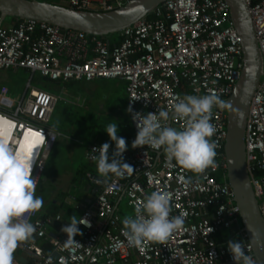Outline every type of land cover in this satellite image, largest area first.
Listing matches in <instances>:
<instances>
[{"label": "built area", "instance_id": "2783aa9c", "mask_svg": "<svg viewBox=\"0 0 264 264\" xmlns=\"http://www.w3.org/2000/svg\"><path fill=\"white\" fill-rule=\"evenodd\" d=\"M128 1L66 0L65 6L110 11ZM246 1L261 65L246 117L245 160L264 220V0ZM117 36V41L111 43L104 36L61 29L34 19L1 24L0 70L22 68L51 81L119 78L125 82L127 109L131 107L133 112L146 115L160 109L170 110L185 95L215 94L224 101L242 67L240 37L224 0H165L145 17L117 32ZM6 93L7 88L1 87V101L7 98ZM56 100L55 94L28 82L12 106L0 103V128L4 127L0 130V141L16 151L27 134L24 154L34 153V177H38L57 136L47 126ZM129 117L132 133L126 140L132 145L138 129L131 113ZM167 123L178 129L183 124L171 120ZM211 123L216 128L211 137L217 145L214 168L197 177L175 166V161L173 166H166L162 149L147 146L127 149L123 160L134 172L124 177L111 175L97 182L93 200L79 215L91 223V227L78 225L82 235L74 239L80 245L62 248L60 244L67 240L62 233L51 241V250L44 252L36 239L45 236V224L59 221L60 216L41 218L37 211L26 214L25 218L37 231L31 240L21 243L22 248L33 254L35 264H61V259L65 264H235L227 243L236 239L243 242L246 253L254 258L226 180L224 106L213 108ZM99 146L89 144L85 158L93 161L92 157L98 153L91 150ZM114 150L115 145H110L109 153ZM188 178L191 183L186 184ZM153 191L169 193L171 215H182L184 225L163 244L130 246L123 235L125 217L115 209V200L124 194L132 209L130 215L134 216L135 208ZM219 232L230 236L218 243L214 236Z\"/></svg>", "mask_w": 264, "mask_h": 264}, {"label": "clouds", "instance_id": "9594fccd", "mask_svg": "<svg viewBox=\"0 0 264 264\" xmlns=\"http://www.w3.org/2000/svg\"><path fill=\"white\" fill-rule=\"evenodd\" d=\"M224 103L217 95L206 94L185 95L170 110L160 109L146 115L133 112L129 107L126 111L132 114V120L138 129L131 147L162 149L166 166H173L175 161V166L199 177L207 169L215 167L217 145L211 140L216 132L214 124L211 123L212 110ZM170 120L182 121L183 124L178 129L168 125ZM105 131L115 143V150L111 158L108 154L110 144L107 142L91 150L98 153L92 159L96 163L99 176L107 178L112 174L124 177L126 173H133V167L123 160V153L127 151L128 145L125 138L117 135V123L109 122ZM34 164V156L14 151L0 141V264H13V253L19 244L31 240L37 231L36 226L25 218L26 214L39 211L44 204L43 198L35 194L38 177L33 176ZM185 183H191V178L186 179ZM171 211L168 192L153 191L146 195L140 206L135 208L134 216H126L122 221L123 235L129 245L140 248L148 243H165L184 225V217L172 216ZM79 224L91 227L87 218L73 215L69 224L61 228V232L67 235V240L60 244L62 248L69 249L80 245L74 239L76 235H82ZM247 227L251 234L249 247L264 243L258 230H253L249 225ZM227 248L235 264H257L246 253L242 241L229 240ZM61 264H65L63 259Z\"/></svg>", "mask_w": 264, "mask_h": 264}, {"label": "water", "instance_id": "95a60500", "mask_svg": "<svg viewBox=\"0 0 264 264\" xmlns=\"http://www.w3.org/2000/svg\"><path fill=\"white\" fill-rule=\"evenodd\" d=\"M165 0H129L110 11H85L39 0H0V25L6 17L34 19L61 29L83 31L93 35H109L145 17ZM231 22L240 37L242 67L230 95L224 100L226 136L224 156L226 180L231 186L242 229L250 242L247 225L261 233L264 241V220L247 171L244 131L250 99L258 85L260 56L253 22L246 0H224ZM94 178H99L94 176ZM101 180V179H99ZM96 187L94 191H96ZM243 218H242V217ZM257 264H264V243L252 245Z\"/></svg>", "mask_w": 264, "mask_h": 264}, {"label": "crops", "instance_id": "0c3cea01", "mask_svg": "<svg viewBox=\"0 0 264 264\" xmlns=\"http://www.w3.org/2000/svg\"><path fill=\"white\" fill-rule=\"evenodd\" d=\"M43 1L59 5H65L66 3V0ZM11 24H13L12 21L4 25ZM97 79L118 80L119 82H121L118 84L115 82V84H117V86L121 88V97L112 99L111 102L109 101L110 104L108 107L105 106L103 97L92 98L91 96V93L95 87L94 81ZM55 86L58 91L56 94L58 98L55 102L49 121L47 122V126L56 131L57 136L44 159L42 168L38 174V181L40 174L43 171L44 164L50 157L55 146L58 147L59 141L63 143V149L67 152V158H71V153L75 151V147H78L80 151V157L86 159L85 152L88 148V145L91 143H98L102 145L107 142L110 145H115V143L110 140L108 134L105 131L106 126L109 122L117 123L118 136L123 133V129L125 128L127 129V132H129V134L132 133L129 113L126 111L127 104L125 82L122 79L96 78L91 81L60 80L59 83L55 82ZM59 100L62 101V103H60ZM124 120H126V122H124ZM121 123H124L123 127ZM26 141L27 134H25L20 140L18 148L16 150L17 152H25V149L27 147L25 144ZM127 145V149L132 148L129 142H127ZM108 154L111 158L112 154ZM86 160L90 164L87 166L88 180L86 181V183H84L82 186H79L72 181V178L69 181V185L72 188H75V190H77L78 192L72 193L68 191L65 195L60 196L59 198L54 195H50L44 200L45 208L39 210V216L41 218L50 217L52 219L55 215L60 216L59 221L52 220L51 222L45 224V236L36 239L37 244L40 245L43 249L47 243L52 246L51 241L55 237H58L63 233L61 232V228L69 224L70 217L76 215L78 218L83 210V207L87 206L93 200L97 191V189L96 191H94V188H98L97 182L108 178L99 176L94 160ZM70 167H72V165L69 166V168ZM111 175L112 174H109V176ZM94 176H97L99 178H94ZM122 204L127 205L124 194H122L118 199L115 200V209L120 212L121 216L126 217L130 214H122ZM13 257V264H35V257L30 251L23 249L21 243L13 253Z\"/></svg>", "mask_w": 264, "mask_h": 264}, {"label": "rangeland", "instance_id": "374dc122", "mask_svg": "<svg viewBox=\"0 0 264 264\" xmlns=\"http://www.w3.org/2000/svg\"><path fill=\"white\" fill-rule=\"evenodd\" d=\"M9 22L10 19L6 18L3 24H7ZM28 82L35 88L47 90L51 93H54L55 95L58 92L55 82L41 76L38 72L31 73L21 68L1 69L0 88H7L6 97L9 99L5 98L2 101L0 100V103L2 102V104L4 103L8 106H12V103H15V101L20 98ZM115 82L117 84L121 83L118 80H95V87L91 93L92 98L103 97L104 104L106 107H108L112 99L119 98L122 94L121 88L118 87ZM60 103H62V101H60ZM56 147L57 146H55L50 157L43 166V171L40 174L36 188V196L42 197L43 201L50 195H54L59 198L60 196L65 195L68 191L77 193L78 191L69 185V181L74 177L77 168H79L81 165L85 167L90 165L86 159L80 157V151L78 147H75V151L71 153V158H67V152L63 149V143L61 141H59L58 147ZM71 165L72 167L69 168ZM76 181L78 182V179H76ZM122 205L123 215L132 213L131 207L127 206L126 204ZM44 208L45 206L43 204L41 209Z\"/></svg>", "mask_w": 264, "mask_h": 264}, {"label": "trees", "instance_id": "16d2710c", "mask_svg": "<svg viewBox=\"0 0 264 264\" xmlns=\"http://www.w3.org/2000/svg\"><path fill=\"white\" fill-rule=\"evenodd\" d=\"M150 16V15H149ZM6 18H9L10 21L13 22V24H15L18 20H20V18H16V17H6ZM116 35V36H115ZM98 36H101V35H98ZM104 37H107L109 39V41L111 43H114L117 41L118 39V36H117V33H112V34H109V35H105ZM101 79H105V78H101ZM51 81V80H50ZM53 82H57L59 83L60 82V79L59 80H55ZM124 122H126V120H124ZM123 124L124 123H121L122 127H123ZM129 135V132H127V129H123V133H121L120 136H122L123 138L127 139V136ZM87 171H88V167H85L83 165H81L79 168H77V170L75 171V175H74V179L72 178V181L79 185V186H82L84 183H86V181L88 180V177H87ZM76 179H78V182L76 181ZM75 180V181H74ZM230 234L229 233H224V232H219L217 234H215L214 238L215 240L218 242V243H223L227 240V238H229ZM52 248V246H50L48 243L46 244V246H44V252H48L50 251Z\"/></svg>", "mask_w": 264, "mask_h": 264}, {"label": "bare ground", "instance_id": "6f19581e", "mask_svg": "<svg viewBox=\"0 0 264 264\" xmlns=\"http://www.w3.org/2000/svg\"><path fill=\"white\" fill-rule=\"evenodd\" d=\"M0 125H2V122H1V120H0ZM0 130H4V127H1V128H0ZM25 144H26V146H27V141H26V143H25ZM35 152H36V151H35ZM31 156H32V155H31ZM33 156H34V153H33Z\"/></svg>", "mask_w": 264, "mask_h": 264}]
</instances>
